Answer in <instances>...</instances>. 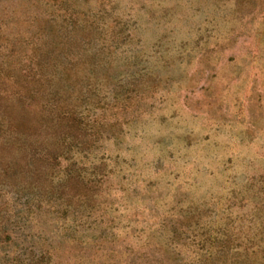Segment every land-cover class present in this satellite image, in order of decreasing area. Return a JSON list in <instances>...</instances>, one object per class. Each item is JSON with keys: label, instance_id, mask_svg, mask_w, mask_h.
<instances>
[{"label": "rangeland", "instance_id": "1", "mask_svg": "<svg viewBox=\"0 0 264 264\" xmlns=\"http://www.w3.org/2000/svg\"><path fill=\"white\" fill-rule=\"evenodd\" d=\"M0 123V264L264 247V0H0Z\"/></svg>", "mask_w": 264, "mask_h": 264}, {"label": "trees", "instance_id": "2", "mask_svg": "<svg viewBox=\"0 0 264 264\" xmlns=\"http://www.w3.org/2000/svg\"><path fill=\"white\" fill-rule=\"evenodd\" d=\"M201 236L203 238L200 239L203 241L201 249L205 254L199 264H264V247H260L258 243L262 240L254 241L257 235L246 239L244 246L236 243V238L224 231H217L214 236L207 234ZM207 242L210 244L208 248L205 247Z\"/></svg>", "mask_w": 264, "mask_h": 264}]
</instances>
